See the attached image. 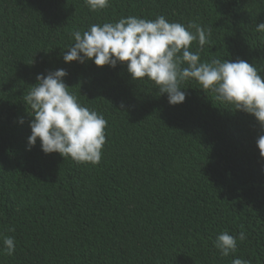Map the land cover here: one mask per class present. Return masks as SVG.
<instances>
[{
	"label": "trees",
	"instance_id": "obj_1",
	"mask_svg": "<svg viewBox=\"0 0 264 264\" xmlns=\"http://www.w3.org/2000/svg\"><path fill=\"white\" fill-rule=\"evenodd\" d=\"M160 15L210 31L201 62L242 59L264 69V32L256 30L264 0H110L98 11L85 0H0V264H264L256 144L264 127L256 118L195 80L182 84L185 101L170 105L153 82L133 80L126 63L63 60L76 30ZM57 69L107 121L98 165L45 154L39 140L29 150L24 97L37 75ZM223 231L237 237L227 257L214 245ZM4 236L15 239L11 256Z\"/></svg>",
	"mask_w": 264,
	"mask_h": 264
},
{
	"label": "clouds",
	"instance_id": "obj_2",
	"mask_svg": "<svg viewBox=\"0 0 264 264\" xmlns=\"http://www.w3.org/2000/svg\"><path fill=\"white\" fill-rule=\"evenodd\" d=\"M110 0H85L91 11L103 10ZM264 32V23L257 25ZM74 44L63 55L66 63L93 61L96 66L115 68L126 63L127 71L135 81L153 82L160 94H167L168 103H183L186 94L182 84L195 80L205 92L234 109L253 115L264 127V78L254 64L237 59H213L201 62L200 50L209 42L210 31L195 22L184 25L170 22L163 15L154 20L136 16L122 17L116 22L93 24L83 32L72 33ZM198 42V50H190ZM68 73L64 69L37 75V83L24 97L31 109V135L29 150L40 141L45 154L59 153L77 163L98 165L106 144L107 121L96 110L82 105L76 94L64 82ZM23 123V120L20 121ZM264 158V135L256 141ZM14 228L9 231H14ZM246 234H238L240 241ZM3 251L11 256L15 252L14 237L4 236ZM224 257L237 250V237L228 231L221 232L214 241ZM232 264H250L235 258Z\"/></svg>",
	"mask_w": 264,
	"mask_h": 264
}]
</instances>
